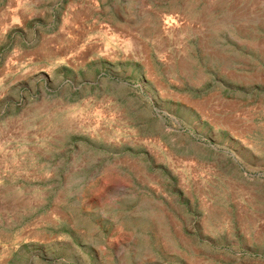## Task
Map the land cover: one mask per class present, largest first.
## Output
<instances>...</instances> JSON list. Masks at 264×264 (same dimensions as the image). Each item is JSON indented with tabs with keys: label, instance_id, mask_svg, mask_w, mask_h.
I'll return each instance as SVG.
<instances>
[{
	"label": "rangeland",
	"instance_id": "374dc122",
	"mask_svg": "<svg viewBox=\"0 0 264 264\" xmlns=\"http://www.w3.org/2000/svg\"><path fill=\"white\" fill-rule=\"evenodd\" d=\"M0 264H264V0H0Z\"/></svg>",
	"mask_w": 264,
	"mask_h": 264
}]
</instances>
